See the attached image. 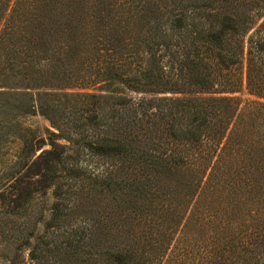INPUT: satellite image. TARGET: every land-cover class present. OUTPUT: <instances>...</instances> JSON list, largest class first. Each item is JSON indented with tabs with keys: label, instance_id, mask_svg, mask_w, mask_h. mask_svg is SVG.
<instances>
[{
	"label": "trees",
	"instance_id": "1",
	"mask_svg": "<svg viewBox=\"0 0 264 264\" xmlns=\"http://www.w3.org/2000/svg\"><path fill=\"white\" fill-rule=\"evenodd\" d=\"M27 250L264 264V0H0V263Z\"/></svg>",
	"mask_w": 264,
	"mask_h": 264
},
{
	"label": "rangeland",
	"instance_id": "2",
	"mask_svg": "<svg viewBox=\"0 0 264 264\" xmlns=\"http://www.w3.org/2000/svg\"><path fill=\"white\" fill-rule=\"evenodd\" d=\"M243 97H245V96H243ZM19 123L25 128H28L31 130H37L41 133H45V130L47 128H50L48 121L45 120L41 116H25L19 120ZM19 148H20V145L18 142L11 143V144L6 146L4 152L7 153V155L2 160V168H4V166H5L4 164H6L9 160L12 159L13 156L16 155ZM44 200L45 201H44L43 206L45 209H48L53 202V199L50 196V193L44 198ZM40 201L36 202V204H39ZM88 223L91 224L92 221H89L88 216H86V219H85V216H83V218L78 219L73 226H77L78 228H76V229H78L79 230L78 232L81 233V231H82L81 229H85V230L88 229V227H87ZM25 253L26 254L23 257V263L25 262V264H33L32 261L29 259V250H27ZM0 264H7V263L2 262Z\"/></svg>",
	"mask_w": 264,
	"mask_h": 264
}]
</instances>
